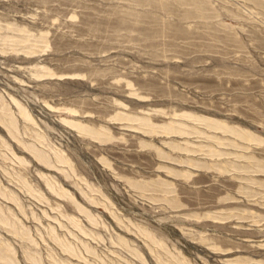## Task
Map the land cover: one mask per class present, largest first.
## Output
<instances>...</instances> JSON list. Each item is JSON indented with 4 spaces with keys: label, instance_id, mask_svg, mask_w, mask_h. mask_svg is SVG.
<instances>
[{
    "label": "rangeland",
    "instance_id": "374dc122",
    "mask_svg": "<svg viewBox=\"0 0 264 264\" xmlns=\"http://www.w3.org/2000/svg\"><path fill=\"white\" fill-rule=\"evenodd\" d=\"M0 264H264V0H0Z\"/></svg>",
    "mask_w": 264,
    "mask_h": 264
}]
</instances>
